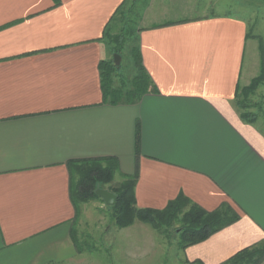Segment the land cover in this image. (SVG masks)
I'll list each match as a JSON object with an SVG mask.
<instances>
[{
    "label": "crops",
    "instance_id": "0c3cea01",
    "mask_svg": "<svg viewBox=\"0 0 264 264\" xmlns=\"http://www.w3.org/2000/svg\"><path fill=\"white\" fill-rule=\"evenodd\" d=\"M197 3L0 0V264L81 262L68 162L83 159L117 161L115 176L135 178L139 208L163 209L183 194L238 216L178 246L176 261L150 225L116 227L131 258L160 247V264H222L264 245V126L236 105L261 55L248 49L249 19L199 14ZM137 4L138 47L154 89L107 102L100 64L112 45L104 34Z\"/></svg>",
    "mask_w": 264,
    "mask_h": 264
},
{
    "label": "trees",
    "instance_id": "16d2710c",
    "mask_svg": "<svg viewBox=\"0 0 264 264\" xmlns=\"http://www.w3.org/2000/svg\"><path fill=\"white\" fill-rule=\"evenodd\" d=\"M121 13L122 19L129 21L127 15L123 16V12ZM133 33L134 31L129 25L124 24L119 33L112 35L110 31H106L104 36L112 45L114 51L120 53L122 46ZM132 49L137 73L129 82L122 79L121 84L115 87L114 74L119 66L114 63L113 58L101 62L104 101L131 103L139 100L144 94L154 89L152 79L142 64L138 45L133 46ZM263 79L264 73L262 72L260 76L253 79L250 85L242 89L238 88L236 105L240 110H246L250 94L256 90ZM241 95L243 99L240 98ZM240 114L248 122L256 121V115L253 113L241 111ZM118 167V162L112 158L71 160L68 162L70 193L76 205L77 213L80 202L84 203L93 199L102 200L96 191L113 180ZM134 186L135 178L127 177L119 187L110 189L118 196L117 203L114 206H110L113 210L116 226L124 228L134 224L136 221H142L150 224L160 233L167 234L166 230L168 227L179 224L176 233L179 237L178 246L180 249H185L189 245L205 240L212 233L238 219V216L229 207L224 206L218 210L206 211L183 194L170 201L163 209L139 208L136 205ZM74 242L78 251L81 252V245L75 236ZM263 260L264 245H260L244 248L222 264H260Z\"/></svg>",
    "mask_w": 264,
    "mask_h": 264
},
{
    "label": "rangeland",
    "instance_id": "374dc122",
    "mask_svg": "<svg viewBox=\"0 0 264 264\" xmlns=\"http://www.w3.org/2000/svg\"><path fill=\"white\" fill-rule=\"evenodd\" d=\"M197 11L199 14L208 15L221 12L239 15L249 19V34L251 38L248 49L255 48L256 51L260 52L261 69L258 76H260L262 72L264 73V0H198ZM140 12L141 5L137 4L132 6L127 14L129 21L123 18L124 20L122 19L123 21L120 22L119 27L110 31L112 35H115L119 33L124 24H128L134 31L133 35L129 36L120 50L119 54L122 56V59L119 68L114 74V83L116 82V85H114L115 87L121 84L122 79L129 82L137 73L134 61L135 58L132 56V48L138 45L137 32L139 26L142 25V23H140ZM116 53L118 52L114 51L112 47V52H110L111 59H114ZM253 79L248 85L252 83ZM242 88L243 87H241V89ZM240 98L243 99L242 95ZM247 105L246 110L241 111L253 113L256 115V121L264 126V79L256 90L250 94ZM122 182L123 181L117 174L115 179L113 178V180L105 184L103 188L110 190L119 187ZM178 226L179 224H174L168 227L166 230L167 234H162L158 230H155L159 236H163L165 242L171 243L169 257L173 258V261L177 260L179 237L176 233V229ZM116 227L113 218V210L110 206H107L103 200L93 199L84 203L80 202L78 205L77 217L74 222V236L78 239L84 254L80 257L82 259L81 262L73 264H160V247H158L156 255L150 254L147 257L135 256L132 258L127 256L124 249L118 247V227ZM121 242L123 244L126 241Z\"/></svg>",
    "mask_w": 264,
    "mask_h": 264
},
{
    "label": "water",
    "instance_id": "95a60500",
    "mask_svg": "<svg viewBox=\"0 0 264 264\" xmlns=\"http://www.w3.org/2000/svg\"><path fill=\"white\" fill-rule=\"evenodd\" d=\"M121 59L122 56L119 53H116L114 55V63L116 65L118 66L120 65ZM96 193L98 196L102 198V200L107 206H114L117 203L118 196L114 192L108 189L99 188L97 189Z\"/></svg>",
    "mask_w": 264,
    "mask_h": 264
}]
</instances>
